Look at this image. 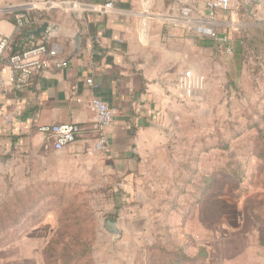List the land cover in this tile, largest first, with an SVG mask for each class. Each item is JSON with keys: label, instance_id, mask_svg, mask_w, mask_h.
<instances>
[{"label": "rangeland", "instance_id": "rangeland-1", "mask_svg": "<svg viewBox=\"0 0 264 264\" xmlns=\"http://www.w3.org/2000/svg\"><path fill=\"white\" fill-rule=\"evenodd\" d=\"M240 12L226 16L232 53L214 51L203 94L181 101L174 187L154 194L146 233L101 228L126 213L108 193L22 182L0 161V264H264V14Z\"/></svg>", "mask_w": 264, "mask_h": 264}, {"label": "crops", "instance_id": "crops-1", "mask_svg": "<svg viewBox=\"0 0 264 264\" xmlns=\"http://www.w3.org/2000/svg\"><path fill=\"white\" fill-rule=\"evenodd\" d=\"M31 1L41 0H0L4 15L0 35L13 36L9 12ZM82 1L112 2L114 10L107 15L86 12L79 17L60 10H31L34 25L28 30L44 22L54 29L48 36L28 41L22 36L23 43L46 38L67 65L33 75L21 91L0 88V161L4 171H13L22 182L28 175L31 180L61 181L110 194L112 201L107 207L118 213L126 211L106 215L118 220L122 235L116 238L138 240L146 233L154 194L174 187L168 177L175 171L174 145L180 139L176 129L182 110L174 87L176 76L191 70L208 82L213 52H225V48L211 39H197L166 27L156 14L172 13L177 9L176 0ZM206 1L192 0L199 10ZM260 1L252 9L254 16L264 14V0ZM243 12L249 23L250 16ZM2 70L0 62V77L5 80L7 74ZM94 98L116 111L106 134L109 150L105 154L92 151L90 104ZM59 123L74 125L79 135L73 144L55 151L38 128ZM137 211L146 215L136 217ZM140 224L144 225L141 232L137 230Z\"/></svg>", "mask_w": 264, "mask_h": 264}, {"label": "built area", "instance_id": "built-area-1", "mask_svg": "<svg viewBox=\"0 0 264 264\" xmlns=\"http://www.w3.org/2000/svg\"><path fill=\"white\" fill-rule=\"evenodd\" d=\"M250 1L208 0L203 9L199 10L192 0H176V10L170 14L158 13L156 16L163 21L166 27L180 29L186 36L197 39H211L218 46H223L225 52L230 54L232 48L229 45L230 36L228 33L232 29V22L227 20L226 16L230 12H232L231 14H238L242 10L245 11V7ZM31 10H60L79 17L86 12L107 15L114 10V5L112 2L86 4L82 0L31 1L26 7L9 12L13 16V35L22 30L27 31L34 25ZM243 26L245 24L241 25V27ZM12 37L0 35V59L3 65L1 73L7 74L5 80L0 77V88L21 91L30 84L33 75L51 67H65L67 65L65 61L60 59L58 48L50 45L46 38L31 44L27 50L12 53ZM87 83L90 84L91 81L87 80ZM174 87L176 98L180 102H192L203 94L206 78L201 74L193 73L191 70H182L176 76ZM90 107L93 113L92 134L94 143L92 151L105 154L109 150L106 134L113 126L116 111L98 98L92 99ZM5 120L11 122L9 117H6ZM38 131L51 142L55 151H60L73 144L79 135L77 128L67 123L43 125L38 128Z\"/></svg>", "mask_w": 264, "mask_h": 264}, {"label": "water", "instance_id": "water-1", "mask_svg": "<svg viewBox=\"0 0 264 264\" xmlns=\"http://www.w3.org/2000/svg\"><path fill=\"white\" fill-rule=\"evenodd\" d=\"M260 0H251L250 3L245 7L247 14L253 18L252 9L254 6L260 4ZM54 28L49 26L48 23L44 22L39 27L33 30L25 31L22 36L28 41L31 39H37L41 36H48ZM222 37V36H221ZM76 47L79 45V37L77 36L75 39ZM1 62V59H0ZM101 228L108 234L113 237H120L122 235V230L118 227V220L115 217L107 216L103 219Z\"/></svg>", "mask_w": 264, "mask_h": 264}, {"label": "trees", "instance_id": "trees-1", "mask_svg": "<svg viewBox=\"0 0 264 264\" xmlns=\"http://www.w3.org/2000/svg\"><path fill=\"white\" fill-rule=\"evenodd\" d=\"M25 30H22L20 33L13 35L12 37V44H11V51L12 53H18V52H22L24 50H27L28 48L31 47V44H24L23 40H22V34ZM239 39L242 40L243 38L240 36ZM239 44V43H237Z\"/></svg>", "mask_w": 264, "mask_h": 264}]
</instances>
